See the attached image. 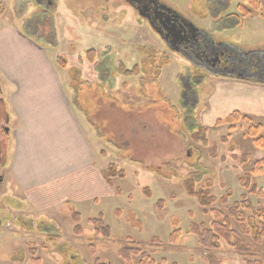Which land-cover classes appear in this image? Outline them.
<instances>
[{"label": "rangeland", "instance_id": "374dc122", "mask_svg": "<svg viewBox=\"0 0 264 264\" xmlns=\"http://www.w3.org/2000/svg\"><path fill=\"white\" fill-rule=\"evenodd\" d=\"M162 1L238 55L264 49L261 10L238 22L233 17L223 19L238 12L237 4L243 0H229L226 9L223 0ZM38 3L0 0V26L24 30L43 49L30 55H36L38 65L60 80L64 92L67 76L70 78L71 90L77 94L70 104L83 109L86 114L80 116L81 124L92 128L95 166L104 172L108 164H115L116 173L123 176L113 177L108 184L110 193L96 201H67L55 213L38 210L37 198L21 206L23 193L14 171L23 167L21 153L25 147L21 115L14 114L10 105L19 108L22 101L10 98L15 86L0 70V112L4 108L10 113L12 130L7 182L0 185V194H8L2 201L9 205L10 216L21 214L29 219H23L24 228L19 232L14 230L18 226L15 222L0 230V264H93L89 245L95 246L100 261L127 264L117 251L131 246L130 242L158 264H247L250 258L264 264V235L259 240L241 236L249 254L236 251L223 240L215 249L205 251L187 231L191 223L209 225L212 216L182 187L183 179L196 173L198 187L210 183L218 197L230 191V202L245 194L264 210V195L248 194L238 183L255 159L264 157V151L255 149L242 120L227 142L221 138L228 134L229 125L218 123L237 111L250 116L254 124L264 125V75L246 78L218 74L189 61L166 47L125 0H53L47 11ZM40 27L47 35H40ZM87 49L95 51L93 61L82 55ZM120 67L128 74L121 73ZM86 116L90 123L84 124ZM199 126L207 128L204 142L192 136ZM261 134L264 136V129ZM31 141L30 152L35 148L41 156L35 140ZM231 144L235 153L248 157V162L239 165L230 159ZM212 145L215 157L210 155ZM35 162L40 172H47L43 162ZM253 183L264 191V174L254 177ZM214 207L223 209L220 204ZM73 210L80 213V234L74 233ZM99 213L110 228L108 237L96 235L88 223ZM174 228L180 229L181 236L172 244L168 236ZM232 229L241 233L237 224ZM153 237L159 244L152 243ZM20 249L25 250L23 255L17 254L22 259L19 263L11 254ZM31 256L39 262L33 263ZM138 261L139 257H131V264Z\"/></svg>", "mask_w": 264, "mask_h": 264}, {"label": "crops", "instance_id": "0c3cea01", "mask_svg": "<svg viewBox=\"0 0 264 264\" xmlns=\"http://www.w3.org/2000/svg\"><path fill=\"white\" fill-rule=\"evenodd\" d=\"M38 30L41 31L40 35L48 33L45 28ZM44 44L48 43L44 41ZM38 49L43 50L24 30L0 26V70L15 86L10 98L22 101L19 108L14 103L10 105L14 114L18 112L21 115V139L25 147L21 153L24 168L20 172L14 171V178L20 185L24 203L27 204L28 199L34 202L37 198L38 210H52L55 213L57 207L67 201H96L99 196L110 192L100 166L94 163L92 128L81 124L80 116L85 112L76 104H70V100L77 95L71 90L70 78H65L67 92H64L60 80L50 76L43 65H38L36 55H30L36 54ZM45 89H49L48 92ZM83 121L84 124L90 123L87 116ZM32 138L41 156L35 148L30 152ZM35 161L43 162V168H48L47 172H40ZM94 184L98 186L97 190H94ZM24 250H14L11 255H15L20 263L22 259L17 254L23 255Z\"/></svg>", "mask_w": 264, "mask_h": 264}, {"label": "trees", "instance_id": "16d2710c", "mask_svg": "<svg viewBox=\"0 0 264 264\" xmlns=\"http://www.w3.org/2000/svg\"><path fill=\"white\" fill-rule=\"evenodd\" d=\"M224 1V9L227 8L229 0ZM261 10L264 14V0H243L237 4L236 13H228L224 16L223 19H230L233 17L237 22L241 17L252 16L255 12ZM85 57L90 61H93L95 58V51L92 49H87L83 52ZM81 55V56H82ZM61 58V57H60ZM82 60V57L79 56V61ZM59 61V58H58ZM121 73H126L122 67H120ZM242 120L247 126V135L252 139L254 147L258 151H264V136L261 134L264 125L261 123L254 124L250 116H242L240 112L234 111L228 115L223 120H218V123L223 122L222 124H228V134L222 136L221 141H228L229 135L232 131L236 129V123ZM199 129L192 133L194 140L205 141V134L207 128L199 126ZM202 133V135H200ZM230 141V140H229ZM210 155L212 157L216 156L215 146L209 149ZM229 157L234 162H238L239 165H244L248 162V157L246 155L239 156L235 153V145L231 144L229 147ZM222 160H226L225 156H220ZM115 164H108L104 170L103 177L108 184H111V179L117 175H120L121 172L116 173ZM264 174V157L255 159L252 163L251 168L247 170L240 178L239 185L241 188L247 191L248 194L256 195L262 197L264 191L262 188L257 187L253 183V178L257 176H262ZM123 176V175H120ZM182 187L187 196L194 198L199 207L204 209L203 211L206 214H210L212 219L209 225L203 223H191L187 233L192 234L196 237L197 243L202 246L205 251L210 249H215L218 246L220 240H223L229 244L236 251L243 250L245 253L248 252V247H246L241 236L248 235L254 240H259L264 235V210L258 209L246 196L245 194L240 196V199L230 202L231 192H226L221 196H216L213 194L210 183L205 186L198 187V178L196 173L189 174L182 181ZM117 193H120L119 188L115 190ZM215 204H220L223 206V209L214 207ZM72 220L76 223L73 227L75 234H80L83 231L82 226L77 222L80 219V215L77 212H72ZM88 223L91 225L94 233L96 235H101L103 237H108L110 235V228L107 224L104 223L101 213L98 216L88 219ZM233 224H237L241 230L240 234L236 230L232 229ZM181 236L179 228H174L168 236L169 243H176ZM152 243H158L159 240L156 237L151 239ZM124 246L118 249L117 255L122 258L127 264H131V257H139V264H158L155 260L145 254L141 248L132 246ZM89 253L93 256V264H106L95 255V246L89 245ZM250 253V252H249ZM247 253V254H249ZM32 254V251H30ZM243 254V253H242ZM163 260V259H162ZM33 263H38V258H31ZM164 261V260H163ZM162 261V263H163ZM247 264H262L258 260L252 258L248 259Z\"/></svg>", "mask_w": 264, "mask_h": 264}, {"label": "flooded vegetation", "instance_id": "af4514ba", "mask_svg": "<svg viewBox=\"0 0 264 264\" xmlns=\"http://www.w3.org/2000/svg\"><path fill=\"white\" fill-rule=\"evenodd\" d=\"M36 2H39L38 6L41 10L47 11L53 0H36ZM125 2L134 9L139 19L148 25L166 47L204 69L230 76L236 74L239 77L248 76L246 78L256 73L264 75V49L258 53L243 52L247 56L242 57L243 53L238 55L224 43L213 40L177 9L162 0H125ZM252 59L254 63H251ZM9 114L4 108L0 112V185L7 182V162L10 160L8 154H10L12 130L10 131ZM4 197L8 198V194H0V230L8 222L12 224L13 218L18 225L14 230L19 232L24 228L23 216L21 214L10 216L9 205L2 201ZM19 199L23 201V198ZM23 204L24 202L21 206ZM24 243L27 244V240Z\"/></svg>", "mask_w": 264, "mask_h": 264}]
</instances>
